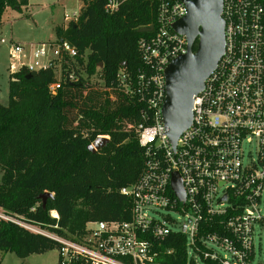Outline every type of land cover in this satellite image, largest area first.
<instances>
[{
	"label": "built area",
	"instance_id": "1",
	"mask_svg": "<svg viewBox=\"0 0 264 264\" xmlns=\"http://www.w3.org/2000/svg\"><path fill=\"white\" fill-rule=\"evenodd\" d=\"M127 1L107 0L106 10L113 13ZM149 1L156 18L138 42L142 65L118 73L122 94L141 105V120L133 126L143 169L135 183L121 189L132 200L131 219L88 222L73 237L51 233L1 206L0 220L58 241L59 264H160L155 241L174 232L186 235L194 263L200 258L211 264H264V259L257 262L256 244L263 231L259 249L264 254V0H223L225 52L194 97L192 123L175 146L162 116L165 69L188 51L187 37L174 28L188 14V0ZM80 13L65 19L77 22ZM1 42L9 43L12 76L24 69L54 71L52 94L65 83H93L66 38ZM174 174L181 178L185 200L173 189ZM216 248L226 254L220 256Z\"/></svg>",
	"mask_w": 264,
	"mask_h": 264
},
{
	"label": "trees",
	"instance_id": "2",
	"mask_svg": "<svg viewBox=\"0 0 264 264\" xmlns=\"http://www.w3.org/2000/svg\"><path fill=\"white\" fill-rule=\"evenodd\" d=\"M28 3L0 0V27L9 8ZM84 3L79 20L57 28V34L77 48L88 77L99 76L103 84L82 79L52 94V69H24L10 76L9 103L0 105V206L68 237L82 234L88 222L131 219L132 200L121 189L135 183L143 169V148L133 126L141 120V105L122 94L118 73L142 65L138 42L148 34L139 30L156 18L149 0H128L113 13L106 10L107 0ZM100 136L109 142L91 150ZM45 192L52 195L44 203ZM155 244L160 264H195L184 233ZM60 248L48 236L0 220V253L24 258Z\"/></svg>",
	"mask_w": 264,
	"mask_h": 264
},
{
	"label": "water",
	"instance_id": "3",
	"mask_svg": "<svg viewBox=\"0 0 264 264\" xmlns=\"http://www.w3.org/2000/svg\"><path fill=\"white\" fill-rule=\"evenodd\" d=\"M186 3L188 14L176 21L174 28L187 37L188 51L174 58L165 69L166 97L162 116L174 146L192 123L194 97L203 90L206 79L216 69L225 52L223 0H188ZM149 29L144 27L139 32ZM108 142V137L100 136L89 148L95 151ZM172 186L179 199L185 200L178 174H174ZM51 195L45 192L41 196L44 203Z\"/></svg>",
	"mask_w": 264,
	"mask_h": 264
},
{
	"label": "rangeland",
	"instance_id": "4",
	"mask_svg": "<svg viewBox=\"0 0 264 264\" xmlns=\"http://www.w3.org/2000/svg\"><path fill=\"white\" fill-rule=\"evenodd\" d=\"M86 0H29L28 5L19 8H9L3 17V24L0 27V105L9 103V43H2L12 40L20 43L39 44L51 40L59 39L57 28L66 29L71 22L65 19V15L71 16L74 12H80ZM93 84L101 85L100 77L94 76L91 80ZM248 150V147L246 148ZM3 172L0 168V183ZM165 213L164 210H159ZM173 216L177 214L172 213ZM160 217L161 215L155 214ZM262 235L263 231H259ZM256 237L257 254L260 262L264 259L263 252L259 249L261 242L260 235ZM215 248V247H214ZM220 256L226 253L217 249ZM0 264H59L58 249L50 250L45 253H35L28 257H19L14 252L0 253ZM195 264H208L200 258L196 259Z\"/></svg>",
	"mask_w": 264,
	"mask_h": 264
},
{
	"label": "crops",
	"instance_id": "5",
	"mask_svg": "<svg viewBox=\"0 0 264 264\" xmlns=\"http://www.w3.org/2000/svg\"><path fill=\"white\" fill-rule=\"evenodd\" d=\"M52 41V40H51Z\"/></svg>",
	"mask_w": 264,
	"mask_h": 264
}]
</instances>
